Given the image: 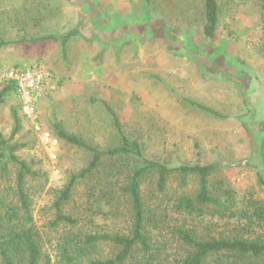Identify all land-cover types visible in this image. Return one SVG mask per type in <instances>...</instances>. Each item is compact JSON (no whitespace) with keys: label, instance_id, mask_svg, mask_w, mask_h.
<instances>
[{"label":"rangeland","instance_id":"374dc122","mask_svg":"<svg viewBox=\"0 0 264 264\" xmlns=\"http://www.w3.org/2000/svg\"><path fill=\"white\" fill-rule=\"evenodd\" d=\"M204 1L0 0V42H5L0 67L41 59L60 77L38 105L43 128L58 144H44L18 111L19 128L1 146L0 158V215L7 216L8 206L19 216L28 212L49 264H60L57 241L68 227L51 225L54 201L91 159L87 149L59 139L53 122L90 146L113 147L119 135L104 101L146 157L169 166L214 165L208 188L228 206L176 211L173 204L181 194L197 192V178L171 174L165 190L158 192L156 174L145 176V204H160L155 226H147L156 249L153 264H179L190 251L175 231L179 228L198 237L264 240V0H217L213 37L202 32ZM71 29L78 33L64 48L58 39H42ZM16 106L14 94L1 98L0 139L8 140L14 129ZM11 154L29 167L21 184L28 210L21 208L19 165ZM134 165L127 157L104 156L96 169L75 181L63 212L77 217V228L83 230L97 225L108 232H129V201L119 190L111 199L104 182L112 172L118 188ZM98 250L102 256L113 253L104 243ZM248 262L247 257L218 254L205 264ZM258 264H264V256Z\"/></svg>","mask_w":264,"mask_h":264},{"label":"trees","instance_id":"16d2710c","mask_svg":"<svg viewBox=\"0 0 264 264\" xmlns=\"http://www.w3.org/2000/svg\"><path fill=\"white\" fill-rule=\"evenodd\" d=\"M204 14L205 20L202 32L206 37H213L219 20L217 0L204 1ZM77 33L76 29H71L63 34L49 35L42 39H58L64 48L67 41ZM3 43L5 42L1 41L0 45ZM48 67L55 73L51 66ZM9 92L14 94L17 100V106L14 108L15 126L8 140L0 139V158L4 157L1 146L10 141L19 128L17 112L21 111L14 84L11 81L1 83L0 101ZM191 103L209 113L217 114L213 109L205 105L195 102ZM103 105L110 114L119 135V143L113 147L99 149L90 146L78 136L65 132L59 122H53L59 139L83 147L91 153V159L87 167L70 178L69 182L59 193L58 198L54 201L55 216L51 221V225L53 227L59 224L68 226L57 241V249L60 254L59 262L60 264H124L129 259H135V264H153L152 259H154L156 249L153 247L152 237L147 226H152L151 223L155 226L159 219L156 218V211L159 209L160 204H155V207H153V204H145L141 193V183L145 176L150 173L156 174L158 192L165 190L167 180L171 174H179L182 178L187 176H195L197 178V192L194 194H181L173 204L176 211L191 213L199 211L200 205L207 204H212L218 210L224 209V207L227 209L228 206H225V201L213 196L208 188L207 180L214 172V165L195 163L169 166L162 161L146 157L139 141L136 138H130L124 132L114 109L106 101H104ZM104 156L127 157L132 159L135 164L125 176V182L119 185L118 188H116L118 186V178L117 176L114 177L112 172L108 173L104 182L106 193L111 195V199H113L116 190H119L129 201V207L132 212V224L127 233L100 230L97 225L93 226L92 230H83L77 228L80 227L78 226L77 217L63 212V205L69 199L70 191L75 181L86 177L96 169ZM10 158L18 162L17 185L21 208L22 210H28V202L21 184L25 174L29 172V167L13 154H11ZM117 202L112 204L114 206L113 209L117 206ZM7 209L6 217L0 215V264H49V257L43 249L41 233L32 222L30 214L26 212L25 215L19 216L14 206H8ZM11 215H14V217ZM72 227L76 229L73 230ZM175 231L191 247L187 255L179 260V264H205L208 257L218 254L235 258L247 257L249 259L248 264H258V260L264 256V240H249L226 236L198 237L193 230L185 228H179ZM103 243L112 247L113 253L111 255L102 256L98 254L100 252L98 246Z\"/></svg>","mask_w":264,"mask_h":264},{"label":"built area","instance_id":"2783aa9c","mask_svg":"<svg viewBox=\"0 0 264 264\" xmlns=\"http://www.w3.org/2000/svg\"><path fill=\"white\" fill-rule=\"evenodd\" d=\"M55 78V73L43 61L0 67V84L13 82L21 113L30 120L34 130L39 132L42 142L52 147L59 141L53 138L51 131L43 128L38 105L44 91L49 88L51 81Z\"/></svg>","mask_w":264,"mask_h":264},{"label":"crops","instance_id":"0c3cea01","mask_svg":"<svg viewBox=\"0 0 264 264\" xmlns=\"http://www.w3.org/2000/svg\"><path fill=\"white\" fill-rule=\"evenodd\" d=\"M38 60H35V61H32L31 63H34V62H37ZM47 63V62H46ZM45 63V64H46ZM30 64V63H29ZM46 65H48V66H51L50 64H46ZM53 69H54V71H55V75H56V78H55V80H53V81H51V83H50V86H49V88L46 90V91H50V90H53V89H55V87L57 86V83L59 82V80H60V77H59V74H58V72L56 71V69L53 67V66H51ZM46 91H44V93H43V95L45 94V92ZM42 95V96H43Z\"/></svg>","mask_w":264,"mask_h":264}]
</instances>
